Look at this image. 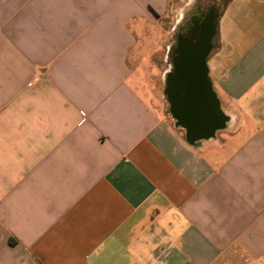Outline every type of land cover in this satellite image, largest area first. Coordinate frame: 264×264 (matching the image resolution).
Here are the masks:
<instances>
[{"label": "crops", "instance_id": "0c3cea01", "mask_svg": "<svg viewBox=\"0 0 264 264\" xmlns=\"http://www.w3.org/2000/svg\"><path fill=\"white\" fill-rule=\"evenodd\" d=\"M172 1L0 0V264H264V0H205L194 138Z\"/></svg>", "mask_w": 264, "mask_h": 264}, {"label": "flooded vegetation", "instance_id": "af4514ba", "mask_svg": "<svg viewBox=\"0 0 264 264\" xmlns=\"http://www.w3.org/2000/svg\"><path fill=\"white\" fill-rule=\"evenodd\" d=\"M220 11L214 4L205 0H196L178 23L174 41L168 50V62L172 69L166 77V93L171 96L179 86L183 62H199L203 46L216 36ZM177 102H172L171 111L177 109Z\"/></svg>", "mask_w": 264, "mask_h": 264}, {"label": "water", "instance_id": "95a60500", "mask_svg": "<svg viewBox=\"0 0 264 264\" xmlns=\"http://www.w3.org/2000/svg\"><path fill=\"white\" fill-rule=\"evenodd\" d=\"M207 46L204 45L199 55V62H183L182 72L180 73V86L175 93L177 97L176 115L189 128L191 138L196 136L206 137L214 126L219 122L217 112L210 105L209 115L203 114L200 107L203 105V99L208 98V86L205 81V69L203 61L206 56ZM179 98V99H178ZM207 116V117H206ZM209 123H208V119ZM204 128L199 130V128Z\"/></svg>", "mask_w": 264, "mask_h": 264}, {"label": "rangeland", "instance_id": "374dc122", "mask_svg": "<svg viewBox=\"0 0 264 264\" xmlns=\"http://www.w3.org/2000/svg\"><path fill=\"white\" fill-rule=\"evenodd\" d=\"M180 2L179 0H173L172 3H170L168 17L163 22V27H168V34H166V40L164 41L163 45H166L167 43H172L174 41V34L176 32L178 23L180 21L183 22V16H185L186 12L183 13V8L185 7V4L183 2ZM185 3H188V0H185ZM192 5H189V8ZM165 47V46H164Z\"/></svg>", "mask_w": 264, "mask_h": 264}]
</instances>
